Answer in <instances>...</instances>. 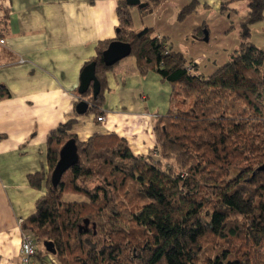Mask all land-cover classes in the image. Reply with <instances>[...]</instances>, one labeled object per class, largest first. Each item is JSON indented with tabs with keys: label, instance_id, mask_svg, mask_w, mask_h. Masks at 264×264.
I'll use <instances>...</instances> for the list:
<instances>
[{
	"label": "trees",
	"instance_id": "16d2710c",
	"mask_svg": "<svg viewBox=\"0 0 264 264\" xmlns=\"http://www.w3.org/2000/svg\"><path fill=\"white\" fill-rule=\"evenodd\" d=\"M165 1L145 0L142 15ZM232 1L223 0L222 10ZM248 6L241 44L205 75L168 38L135 29L131 6L120 3L116 37L100 42L86 64L96 62L100 92L94 96L91 85L80 94L86 113L98 110L113 68L103 52L112 41L130 43L139 71L155 70L173 86L168 111L155 120L157 146L138 156L116 134L80 141L69 133L75 121L58 127L48 137L49 174L29 176L34 187L46 183L22 227L37 245L52 242L62 264H264V49L249 40L264 19V0ZM195 8L193 0L179 18ZM9 95L0 85V99ZM71 138L79 161L55 188L51 173Z\"/></svg>",
	"mask_w": 264,
	"mask_h": 264
},
{
	"label": "crops",
	"instance_id": "0c3cea01",
	"mask_svg": "<svg viewBox=\"0 0 264 264\" xmlns=\"http://www.w3.org/2000/svg\"><path fill=\"white\" fill-rule=\"evenodd\" d=\"M122 1L0 0V38L5 39L0 44V85L10 93L0 99V264H24L23 222L36 212L37 201L46 193L45 181L37 188L29 176L49 174L48 137L58 127L75 121L69 133L80 141L94 134H116L138 156L153 153L157 146L155 120L168 111L173 86L155 70L142 74L134 56L104 74V98L98 110L82 115L76 111L84 99L79 92L82 71L97 56L98 44L116 37ZM189 1L167 0L145 15L134 6L133 21L138 16L141 27L168 38L172 50L186 56L175 48L174 40L194 31L192 41L204 40L206 27L204 21L195 24L190 18H179ZM194 1L228 20L220 31L225 33L239 27L250 10L248 0H243L247 15L236 25L235 4L240 0H233L224 11L223 0ZM222 57L215 56L212 67L205 53L186 59L198 72L209 75L224 64L227 55ZM100 115L105 116L103 121L98 120ZM49 254L45 255L48 262L37 261L49 263Z\"/></svg>",
	"mask_w": 264,
	"mask_h": 264
},
{
	"label": "rangeland",
	"instance_id": "374dc122",
	"mask_svg": "<svg viewBox=\"0 0 264 264\" xmlns=\"http://www.w3.org/2000/svg\"><path fill=\"white\" fill-rule=\"evenodd\" d=\"M126 3H127V0H126ZM190 3H191V0L188 2V5ZM235 5H236V9L238 10V14H236V17H238V22H236V25H239L241 20H243V18L247 15L248 9L246 8L247 7L246 1H243V0L238 1ZM198 6L199 5L197 4L196 8L186 18H190L191 21L195 22V24L204 21L203 24H205L206 26L204 28V32L207 31V29H209L211 32V35H209V39H205L206 33H204V38H203L204 40H199V42L192 41V39L195 38L194 37L195 31H194L193 33H190L188 36L186 35L184 39H178L177 37L176 40H174L175 41L174 44L176 45L175 48L181 50L189 58H195L196 56H200L203 53H205L208 58L207 63L208 65H210V67H212V61L215 56H218V54H223L222 59H224L226 58V55H227V59L223 61V63L226 64L230 60V57L233 51L237 49L239 45L241 44L240 26L235 29H232L228 33L220 32V31H223V28L226 26L225 23L228 22V20L226 18L223 19L213 9H203L201 7L199 8ZM133 7L134 6H131L130 8H133ZM136 17L137 18H135V21H133V27L137 30H141L143 29V27H141L142 25L141 18H139L138 16ZM184 28L186 30L187 26H185ZM202 30L203 29L200 30L199 34H203L201 32ZM179 32H182V31L180 30ZM171 35L173 36L174 33H171ZM221 36H225L226 40L223 39V37ZM249 40L255 45H257L259 48L264 49V19L251 26V36ZM228 56H229V59H228ZM128 57H133V56H128ZM223 65H221V67ZM209 72H212V71H209ZM205 75L207 74L205 73ZM78 197L79 199L82 198L80 196ZM78 197L76 195H67L66 199L73 201L74 199ZM38 250L41 255L40 257L46 262H48L45 259L46 258L45 254L47 251L45 245L38 244ZM55 258L59 264H62V259H61L62 257L59 258L58 256L57 257L55 256Z\"/></svg>",
	"mask_w": 264,
	"mask_h": 264
},
{
	"label": "water",
	"instance_id": "95a60500",
	"mask_svg": "<svg viewBox=\"0 0 264 264\" xmlns=\"http://www.w3.org/2000/svg\"><path fill=\"white\" fill-rule=\"evenodd\" d=\"M127 4L130 6H137L139 8H145L149 5L148 2L142 0H127ZM206 37L208 39L207 31H205ZM132 53V46L128 42L122 41H112L109 46L103 52V62L107 66H114L119 61L124 58L130 56ZM93 87V94L97 96L100 92L101 84L99 79L96 76V62H91L82 71L81 74V84L79 87V92L84 94L88 91L90 86ZM89 108V102L86 100H81L76 107V111L78 114L82 115L87 112ZM79 161V153L78 146L75 138L69 139L60 150L59 160L51 173V181L55 188L58 187L64 173L75 165ZM88 224V220L86 221ZM46 249L52 253H56V249L54 248V244L52 242L44 243Z\"/></svg>",
	"mask_w": 264,
	"mask_h": 264
},
{
	"label": "built area",
	"instance_id": "2783aa9c",
	"mask_svg": "<svg viewBox=\"0 0 264 264\" xmlns=\"http://www.w3.org/2000/svg\"><path fill=\"white\" fill-rule=\"evenodd\" d=\"M5 39L0 38V44H4ZM105 119L104 115H100L98 117L99 121H103ZM21 253L23 256L24 264H45L42 262H38V245L36 242V238L34 235L29 231H22V244H21ZM49 263L47 264H59L55 258V255L50 253L49 255Z\"/></svg>",
	"mask_w": 264,
	"mask_h": 264
}]
</instances>
